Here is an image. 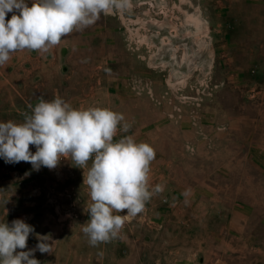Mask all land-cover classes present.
<instances>
[{"label":"rangeland","instance_id":"374dc122","mask_svg":"<svg viewBox=\"0 0 264 264\" xmlns=\"http://www.w3.org/2000/svg\"><path fill=\"white\" fill-rule=\"evenodd\" d=\"M132 4L48 53H12L0 65V122L23 123L29 104L57 96L122 113L132 127L114 140L155 149L149 183L164 191L92 246L84 169L0 158V222L34 226L25 251L36 233L56 241L34 253L41 264H264V0Z\"/></svg>","mask_w":264,"mask_h":264},{"label":"clouds","instance_id":"9594fccd","mask_svg":"<svg viewBox=\"0 0 264 264\" xmlns=\"http://www.w3.org/2000/svg\"><path fill=\"white\" fill-rule=\"evenodd\" d=\"M132 8V0H33L31 6L27 0H0V65L17 51L48 53L74 31L95 24L101 15L131 12ZM8 13H13L11 19H6ZM28 107L31 113H23V123L0 122V158L5 163H30L37 171L55 169L62 159L84 169L83 184L90 190L92 203L84 209L90 221L81 231L90 245L118 238L127 219L142 213L146 203L164 191V186L149 183L155 149L130 135L114 140L132 127L122 113L100 107L74 108L59 96ZM30 145L35 146V153ZM124 212L123 216L114 214ZM34 232V226L23 219L11 225L0 222V264H41L34 253H52L56 241L36 233L39 243L25 251Z\"/></svg>","mask_w":264,"mask_h":264},{"label":"crops","instance_id":"0c3cea01","mask_svg":"<svg viewBox=\"0 0 264 264\" xmlns=\"http://www.w3.org/2000/svg\"><path fill=\"white\" fill-rule=\"evenodd\" d=\"M199 259H201V258H199ZM195 263H202V261H195Z\"/></svg>","mask_w":264,"mask_h":264},{"label":"bare ground","instance_id":"6f19581e","mask_svg":"<svg viewBox=\"0 0 264 264\" xmlns=\"http://www.w3.org/2000/svg\"><path fill=\"white\" fill-rule=\"evenodd\" d=\"M167 150V149H166Z\"/></svg>","mask_w":264,"mask_h":264}]
</instances>
